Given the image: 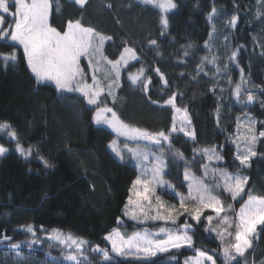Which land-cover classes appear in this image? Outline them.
I'll return each instance as SVG.
<instances>
[{
	"label": "trees",
	"instance_id": "16d2710c",
	"mask_svg": "<svg viewBox=\"0 0 264 264\" xmlns=\"http://www.w3.org/2000/svg\"><path fill=\"white\" fill-rule=\"evenodd\" d=\"M59 2L60 11H56L54 4L50 16L54 27L66 26L68 19H80L85 27H93L112 37L104 45V54L109 59H117L125 46L133 47L140 57L139 61H130L127 69L122 70L121 86L116 90L117 102L112 104L110 98L105 101L122 120L150 131L167 129L172 123V110L160 105L172 92L183 93L177 98V105L187 106L196 142L194 144L183 134L174 135V148L191 160L193 147L216 146L224 159L213 166L235 171L238 161L234 160L236 146L231 141L237 134L236 118L245 119V113H248L257 121H264V108L260 103L264 100V93L260 91L264 88V55H261L264 52V17L256 18L258 11L264 13V4H257V0H174L177 7L168 13L169 27L162 36L159 10L140 0H88L83 8L70 0ZM109 4L112 6L108 7ZM213 5L218 9V15L210 23L207 16ZM233 14L238 16L235 29L225 24ZM213 24L215 32L210 38ZM150 39L157 41L158 48L149 45ZM205 41H209L210 51L205 48ZM241 45L243 47H239ZM185 49L189 52L187 57L183 55ZM237 49L239 68L228 60L231 52ZM8 50L0 45V51ZM205 55L209 59L212 55L218 56L222 71L215 74V67L206 65L204 72L208 75L201 72L193 79L196 65ZM225 63L229 64L228 74L223 71ZM142 65L146 78L152 80L147 94L142 91V84L132 86L126 77V72ZM157 67L168 80V88L163 92V85L154 71ZM240 68L244 69L248 81L245 87L257 97L247 106L237 104L231 96L232 84L240 79ZM228 75L232 77V84L228 83ZM213 85L216 86L214 91L210 90ZM78 97L79 94H66V98H61L53 85L37 84L23 60L22 50L16 66L4 68L0 64V122L7 121L12 125L25 148L34 146L32 155L25 158L16 152V142L0 133V145L9 150L0 157V234L13 237L14 242L27 241L30 235L18 229L21 225L33 224L42 241L39 245L42 249L34 248L32 253L37 264L46 262L45 252L59 255V251L48 247L41 226L47 230L58 228L92 244L108 247L103 236L116 226L117 217L124 222L122 231L129 233L145 228L146 224H154H137L123 215L136 169L128 160L122 163L114 156L108 148L114 133L107 126L93 123L94 108ZM149 97L159 104H151ZM256 127L258 131L264 130V125L259 123ZM262 141L264 138L255 145L257 155L251 158V166L244 169V174L250 177L248 187H254L257 192H264ZM41 157L51 167H45ZM196 159L192 168L197 176H201V157ZM166 160L169 164L166 177L177 186V191L186 193L187 186H181L184 163L172 161L171 153ZM207 182L212 183L211 176ZM223 199L237 209L242 203L233 202L226 194ZM173 200L178 203L177 199ZM206 214L214 215L210 210H206ZM155 224L149 228L157 227L160 222ZM192 224L197 247L207 249L210 254L213 249H218L215 234L204 232V224L198 225L194 221ZM253 247L254 250L250 249L246 254L248 264L253 261L259 264L264 259V233L258 240H253ZM23 251L28 253L29 249L25 246ZM192 254V249L187 247L173 249L171 255L176 257L175 261H170L165 254L155 258L156 264L162 261L163 264H184L183 259ZM115 260L119 264H130L119 257ZM0 264H15L10 250L2 244Z\"/></svg>",
	"mask_w": 264,
	"mask_h": 264
},
{
	"label": "snow or ice",
	"instance_id": "6c2138e0",
	"mask_svg": "<svg viewBox=\"0 0 264 264\" xmlns=\"http://www.w3.org/2000/svg\"><path fill=\"white\" fill-rule=\"evenodd\" d=\"M70 2L83 8L88 0ZM140 2L159 10L163 36L169 27L168 13L175 9L177 4L174 0ZM54 4L56 11H60L59 0H0V45L10 49L0 51V64L4 68L9 65L16 66L22 49L23 60L37 84L54 85L61 98H66V94H79L78 98H82L87 105L94 108L92 122L107 126L116 134L108 143L111 152L122 163L127 159L135 162L137 175L128 190L123 215L141 225L149 221L163 224L152 229L145 227L129 233L122 231L124 222L117 217L116 226L103 236V241L110 245V248L92 244L83 237L70 232L65 233L58 228L47 230L41 226V231L45 232V239L49 242L48 247L59 246L61 251L60 260L50 257V253L46 252L45 264H119V261L115 260L116 257L127 260L130 264H156L155 258L165 254L170 261H175L176 257L171 255L172 250L184 247L192 249L194 253L185 258L184 264H218V258H221L220 264H241L242 261L243 264H248L246 254L250 249L254 250L253 240H258L261 233H264V192H257L254 187H248L250 177L244 174V169L251 166V158L257 155L255 145L258 140L264 138V130L258 131L256 125L258 123L264 125V121H257L248 113H245V120L239 116L236 118L237 134L231 141L236 146L234 160L238 161V165L235 171H229L227 167L213 166L224 159L216 146L193 147V157L188 160L184 153L175 149L173 145L174 135L180 134L194 144L196 142L187 106L177 105V98L182 97L183 93L172 92L160 105L162 108L168 107L172 110V123L167 129L150 131L122 120L114 108L105 101L110 98L112 104L117 102L116 90L121 86V71L127 69L130 61L140 60L136 50L125 46L117 59H109L104 54V45L105 41L111 40L112 37L93 27H85L80 19H68L66 26L59 29L54 27L50 22ZM257 4H264V0H257ZM217 15L218 9L213 5L207 16L208 21L212 23ZM262 17L264 13L258 11L256 18ZM237 22L238 16L233 14L225 24L235 29ZM214 32L213 24V31L209 33L210 38ZM148 43L158 48L155 39H150ZM205 48H209L210 51L209 41H205ZM156 55L159 56L160 53L157 51ZM183 55L184 57L189 55L187 49ZM261 55H264V52ZM237 57L238 49L231 52L228 60L239 68ZM82 58L88 61L87 69L81 66ZM218 59L216 55H212L211 59L208 55L201 57L196 65V75L192 78L196 79L201 72L207 76L208 73L204 72L206 65H213L215 74H219L222 69ZM183 62L181 59V63ZM154 71L163 85L161 90L163 92L168 88V80L158 67ZM223 71L228 74V63L223 65ZM127 79L132 86L142 84V91L145 94L149 92L152 80L150 77L146 78L143 65L136 72H129ZM228 83H233L231 75H228ZM247 83L244 69L240 68V81L231 89V96L235 98L237 104L247 106L257 99L256 95L245 87ZM215 87L213 85L210 90L214 91ZM260 91L264 93V88ZM149 100L153 105L159 104V101L152 100L151 97ZM260 103L264 108V100ZM219 107L218 104L217 123ZM0 133H6L10 140L16 142L15 150L21 156L27 158L32 155L34 146L29 145L25 148L10 123L0 122ZM8 151V148L0 145V157ZM168 153H171L172 161L177 164L181 161L184 163L181 186H187L186 194L177 191V186L164 178L168 175L169 164L166 160ZM197 156L201 157V176H197L192 168L197 163ZM43 162L45 167H51L46 160ZM209 176L212 183L207 182ZM158 189L172 195L173 199L178 200V205L165 201L157 194ZM225 194L230 196L233 202L242 201L238 209L232 203H225L223 199ZM206 210H210L214 215L206 214ZM181 217H184L183 223L179 222ZM193 221L198 225L204 224V232L215 234L219 241L218 249H213L211 254L207 249L195 245ZM18 230L29 234L31 238L27 241L14 242L13 237L0 234V244L10 250L15 264H29V261L35 260L32 254L35 251L33 246L40 245L42 241L31 223L21 225ZM25 246L29 249L28 253L23 251ZM96 256L99 257L98 261L95 260ZM252 264L256 262L253 261ZM259 264H264V259Z\"/></svg>",
	"mask_w": 264,
	"mask_h": 264
},
{
	"label": "rangeland",
	"instance_id": "374dc122",
	"mask_svg": "<svg viewBox=\"0 0 264 264\" xmlns=\"http://www.w3.org/2000/svg\"><path fill=\"white\" fill-rule=\"evenodd\" d=\"M22 50V49H21ZM114 60V59H113ZM87 64H88V61H87V59H84V58H82V63H81V66L83 67V68H85V69H87ZM137 69H139V68H137ZM137 69H135V70H131V71H128V72H126V77H128V73L129 72H136V70ZM121 73H122V71H121ZM101 76L103 75L102 73L100 74ZM88 77H89V81H90V78H91V72L89 71L88 72ZM239 81H240V79H239ZM239 81H237V82H239ZM237 82H235V83H233L232 84V88H234L235 87V84L237 83ZM51 85V84H50ZM54 86V85H53ZM55 87V86H54ZM224 87H225V85H224ZM224 87H222V88H224ZM233 99L235 100V98L233 97ZM242 120H245L244 118H241ZM241 131H243V128L241 129ZM114 133V132H113ZM6 134V133H5ZM115 133H114V137L113 138H115ZM122 139V138H121ZM111 151V150H110ZM114 154V153H113ZM115 156V155H114ZM116 157V156H115ZM134 167H135V162L134 161H132L131 159H127ZM136 169V168H135ZM136 175H137V171H136ZM135 178H136V176H135ZM134 178V179H135ZM165 179H167V180H169L166 176L164 177ZM133 179V180H134ZM131 187V186H130ZM159 191V192H158ZM158 191H157V194L158 195H161L162 196V198L165 200V201H167L168 203H170V204H176V202H174V200L171 198V197H169L170 196V194H168V193H166V191L165 190H162V189H158ZM186 193H187V191H186ZM185 193V194H186ZM177 205H178V203H177ZM127 219H129L128 217H127ZM130 220V219H129ZM183 221H184V219H183ZM183 221L181 220V218H180V223H183ZM147 223H153V222H151V221H149V222H147ZM162 224H163V222H160V224L157 226V227H159V226H162ZM152 225H157V224H152ZM152 225H150V226H148V224H146L145 225V227H147V228H149V227H152ZM153 228H155V226L153 227ZM149 229H152V228H149ZM66 233V232H65ZM31 238V237H30ZM108 247L110 248V245H108ZM33 248H40V249H42L41 247H39V245H34L33 246ZM53 249H56L57 251H59V255L58 256H53V255H50V257H55V258H57V260H60V258H61V251H60V247L59 246H54V247H52ZM46 253V252H45ZM48 253V252H47ZM35 254V253H34ZM194 254V253H193ZM192 254V255H193ZM191 256V255H190ZM186 257H189V256H186ZM185 257V258H186ZM185 258L183 259V261H185ZM29 264H37V260L35 259V260H32V261H29ZM43 264H45V263H43Z\"/></svg>",
	"mask_w": 264,
	"mask_h": 264
}]
</instances>
